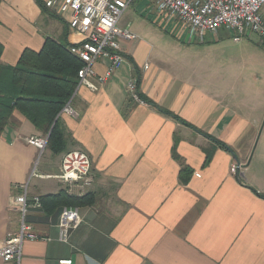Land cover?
Listing matches in <instances>:
<instances>
[{
	"label": "crops",
	"instance_id": "obj_1",
	"mask_svg": "<svg viewBox=\"0 0 264 264\" xmlns=\"http://www.w3.org/2000/svg\"><path fill=\"white\" fill-rule=\"evenodd\" d=\"M0 1L3 65L16 66L26 50L40 52L47 38L60 42L67 34L71 45L81 39L69 14L44 12L37 0ZM145 1L142 12L155 26L121 25V18L119 27L139 36L121 42L124 64L99 91L78 89L75 116L59 115L64 152L27 143L48 136L18 111L0 134V242L19 231L13 199L22 187L26 222L40 236L25 242L22 264H264V46L256 35L237 41L226 29L190 42L185 33L171 34ZM107 66L95 64L98 77ZM131 81L145 103L131 97ZM71 150L89 155L90 188L31 179L40 155L37 173L55 176ZM62 190L95 197L78 208L82 223L67 242L59 241L64 208L48 216L31 206Z\"/></svg>",
	"mask_w": 264,
	"mask_h": 264
},
{
	"label": "built area",
	"instance_id": "obj_2",
	"mask_svg": "<svg viewBox=\"0 0 264 264\" xmlns=\"http://www.w3.org/2000/svg\"><path fill=\"white\" fill-rule=\"evenodd\" d=\"M135 1L137 0H47L45 2V7L53 13L69 14L67 21L70 30L81 37L80 41L73 43L71 47V53L83 62L74 95L81 86L99 91L124 64L125 56L121 42L134 41L139 36L130 27L120 28L119 22ZM151 2L168 31L179 36L185 33L190 42L203 43L207 34L217 35L221 29H226L236 35L237 41L248 35H256L264 46V0H151ZM99 61L108 62L103 77H98L94 68ZM128 91L134 100L145 103L140 97L136 81L128 84ZM71 101L63 108L60 115H76ZM27 143L44 151L47 139L28 138ZM239 168L234 164L231 173L235 176L239 175ZM33 177L54 178L69 191L86 190L95 182L91 159L81 150L66 152L60 172L55 176L39 175L36 163L31 179ZM22 189V194L13 199L21 213L19 231L9 234L0 242V258L4 264H22L25 242L40 239L32 226L26 222L30 205L27 187ZM31 206L39 210L43 208L39 198L33 199ZM81 223L82 217L78 208H64L58 223L59 241L67 242ZM59 264H72V260L60 261Z\"/></svg>",
	"mask_w": 264,
	"mask_h": 264
},
{
	"label": "trees",
	"instance_id": "obj_3",
	"mask_svg": "<svg viewBox=\"0 0 264 264\" xmlns=\"http://www.w3.org/2000/svg\"><path fill=\"white\" fill-rule=\"evenodd\" d=\"M44 12L45 4L37 0ZM1 2V1H0ZM72 45L67 34L55 41L47 38L40 52L26 50L16 66L0 63V134L9 125L15 111L26 117L37 130L49 136L47 147L55 154L66 149V139L62 132L59 115L72 100L79 81V71L83 62L71 53ZM3 46L0 44V59ZM160 109V108H159ZM175 117L172 113L160 109ZM216 144L232 152L225 144ZM213 151L207 152V164L213 158ZM44 212L57 214L62 208H80L95 204L92 194L74 196L65 190L41 199Z\"/></svg>",
	"mask_w": 264,
	"mask_h": 264
},
{
	"label": "rangeland",
	"instance_id": "obj_4",
	"mask_svg": "<svg viewBox=\"0 0 264 264\" xmlns=\"http://www.w3.org/2000/svg\"><path fill=\"white\" fill-rule=\"evenodd\" d=\"M148 6L147 2L145 0H137L134 3H132L129 8L125 11V13L122 16V21H121V25H123L124 23H132L133 26H137V25H151V26H155L154 23L151 21V18H148V16H145L142 12V10H144L146 7ZM247 39V38H245ZM42 155H40L37 159V168L39 163L42 162L43 160ZM34 179V178H33ZM36 181V179H34ZM33 180V181H34ZM49 181V182H47ZM45 182H43L45 185H51L52 187H54L56 181L54 180H47Z\"/></svg>",
	"mask_w": 264,
	"mask_h": 264
},
{
	"label": "water",
	"instance_id": "obj_5",
	"mask_svg": "<svg viewBox=\"0 0 264 264\" xmlns=\"http://www.w3.org/2000/svg\"><path fill=\"white\" fill-rule=\"evenodd\" d=\"M49 136H50V135H48L47 140H49Z\"/></svg>",
	"mask_w": 264,
	"mask_h": 264
}]
</instances>
